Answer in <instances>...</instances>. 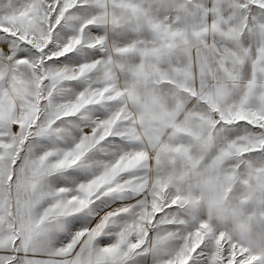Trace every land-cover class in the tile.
Segmentation results:
<instances>
[{"label": "snow or ice", "instance_id": "snow-or-ice-1", "mask_svg": "<svg viewBox=\"0 0 264 264\" xmlns=\"http://www.w3.org/2000/svg\"><path fill=\"white\" fill-rule=\"evenodd\" d=\"M0 264H264V0H0Z\"/></svg>", "mask_w": 264, "mask_h": 264}]
</instances>
